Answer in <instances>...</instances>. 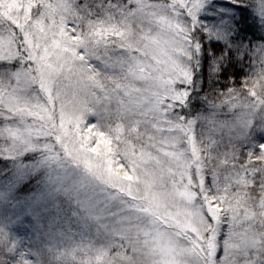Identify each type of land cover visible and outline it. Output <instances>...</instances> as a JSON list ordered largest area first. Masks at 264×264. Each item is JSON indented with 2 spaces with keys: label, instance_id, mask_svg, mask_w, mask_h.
I'll return each mask as SVG.
<instances>
[{
  "label": "snow or ice",
  "instance_id": "1",
  "mask_svg": "<svg viewBox=\"0 0 264 264\" xmlns=\"http://www.w3.org/2000/svg\"><path fill=\"white\" fill-rule=\"evenodd\" d=\"M0 264H264V0H0Z\"/></svg>",
  "mask_w": 264,
  "mask_h": 264
},
{
  "label": "trees",
  "instance_id": "2",
  "mask_svg": "<svg viewBox=\"0 0 264 264\" xmlns=\"http://www.w3.org/2000/svg\"><path fill=\"white\" fill-rule=\"evenodd\" d=\"M198 106V105H197Z\"/></svg>",
  "mask_w": 264,
  "mask_h": 264
}]
</instances>
